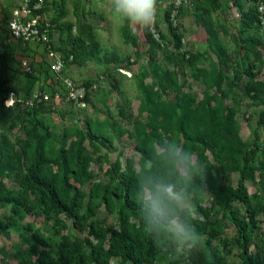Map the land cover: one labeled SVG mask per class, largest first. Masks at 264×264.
Instances as JSON below:
<instances>
[{
  "label": "rangeland",
  "instance_id": "374dc122",
  "mask_svg": "<svg viewBox=\"0 0 264 264\" xmlns=\"http://www.w3.org/2000/svg\"><path fill=\"white\" fill-rule=\"evenodd\" d=\"M167 1L161 0L149 30L153 45L142 28L114 26L98 7L100 0H48V17L62 12L53 32L57 47L70 50L75 45L79 50L59 74L50 71L41 47L12 39L6 23L0 25V53L9 51L0 59V219L7 224L0 231V264H74L62 257L61 245L87 235L64 214L46 213L24 187L42 131L39 123L49 132L45 176L59 180L62 153L75 166L73 155L81 151L88 158L87 175L83 183H73L84 203L91 201L101 226L117 228L120 172L135 180L132 193L154 163L160 178L173 173L162 159V145L168 138L186 145L177 128L184 109L194 111L192 130L215 135L224 131L218 120L233 113L232 147L241 144L253 151L245 185L258 214L249 249L264 250V0H174L168 20ZM0 16L8 17L1 11ZM174 32L180 35L179 48ZM64 77L72 81V90ZM251 82L257 83V95L247 91ZM193 153L207 165L211 183L198 193L193 180V217L201 206L218 219L220 235L212 243L229 263H236L239 238L230 212L239 203L228 204L223 197L225 188L236 186L239 171L220 169L219 157L209 150L197 147ZM201 231L206 239L204 226ZM162 241L164 252L171 249L170 260L159 257L158 262L181 260L185 250L166 229ZM109 262L121 260L111 256Z\"/></svg>",
  "mask_w": 264,
  "mask_h": 264
},
{
  "label": "trees",
  "instance_id": "16d2710c",
  "mask_svg": "<svg viewBox=\"0 0 264 264\" xmlns=\"http://www.w3.org/2000/svg\"><path fill=\"white\" fill-rule=\"evenodd\" d=\"M47 2L48 0H45L44 11H48ZM167 2L168 7L165 11V18L168 20L174 0H168ZM60 16H62V12L49 16V21L53 25L52 32L56 30V24L60 20ZM247 20L243 19V22L247 23ZM66 30L69 33L70 26H67ZM144 32L148 40L154 45L155 40L150 31L144 29ZM173 39L176 47L179 48L181 45L180 35L174 32ZM50 44L62 52L65 65L78 57L79 50L75 45L70 50H67L66 48L57 47L55 42L50 41ZM69 54L73 55L72 61L67 60ZM7 55H9V51H3L0 53V59ZM194 57V55H191L192 59ZM201 72L203 73V70ZM247 91L257 95L259 92L257 83L251 82L247 87ZM7 104H10L9 101H7ZM193 114L194 111L184 109L177 120V128L186 142V145L184 144L183 146L192 152L197 147H201L204 151L214 152L219 157L220 169L225 170L227 173L234 170L239 171L236 186L225 188L223 198L228 204L232 202L239 203L237 207L232 208L230 216L237 229L240 252L238 261L229 263L227 257L218 251L212 241L219 238V221L215 217H210L209 210L200 206L198 207V215L193 217L200 237L197 246L191 251H185L181 255V260L175 261V264H264V250L253 253L249 249L250 237L254 234L253 228L256 226L258 214V210L251 203L245 185V181L251 177V170L247 163L253 151L240 147L241 144L236 148L232 147L231 139L236 138L232 112H228L222 120H218V122L222 123L224 131H219L220 133L217 135L209 131L197 132L192 130L190 122ZM39 125L42 131L39 134L33 157L23 178L24 187L36 196L40 206L46 213L64 214L68 219L73 220L74 225L79 230L87 231V235L84 237L75 238L74 240L66 239L62 243V257L73 261L74 264H110L109 258L111 256L120 258V264H160L158 262L159 257L164 260H170L167 256V253L171 250L169 249L170 247L165 252L163 248L166 247V242L162 241L165 229H159L158 234L154 236H150L144 230L143 216L138 212V206L135 203L136 193H132L135 180L126 171L120 172L119 182L115 191V196L120 202V216L117 228L101 226L100 217L93 209L91 201L88 200L84 203V199L79 195V191L76 189L75 183H73H83L87 175L88 158L81 151H77L73 155L75 166L71 165L69 156H66L64 152L62 153L60 165L62 175L59 180L45 176L44 167L48 162L45 153V142L49 137V132L42 123H39ZM240 150L243 151L242 156L238 155ZM150 175L160 178V171L155 163L150 169ZM166 178L173 179V173ZM193 180L195 184L197 183V192L201 193L204 185H202L200 178L193 176ZM206 184L211 185L208 181ZM3 189L0 186V194ZM72 191H74L73 194L71 193ZM1 201L2 198L0 197V204L2 203ZM261 212L262 222L264 223V208ZM130 218H134L137 223H131ZM6 225L0 219V231L6 228ZM203 226L208 236L206 239H201L203 233L201 228ZM108 233L109 245L108 248H105L104 241ZM32 236L38 243H43L38 237ZM31 248L33 252H36L33 245H31ZM44 253L45 251L42 250L39 255ZM208 256L209 259H207Z\"/></svg>",
  "mask_w": 264,
  "mask_h": 264
},
{
  "label": "clouds",
  "instance_id": "9594fccd",
  "mask_svg": "<svg viewBox=\"0 0 264 264\" xmlns=\"http://www.w3.org/2000/svg\"><path fill=\"white\" fill-rule=\"evenodd\" d=\"M161 0H100L99 8L119 29L151 30ZM162 159L173 172V179L144 175L138 180L135 203L143 216L144 230L150 236L164 228L185 251L196 248L200 239L193 216V176L206 186L208 167L173 138L162 145ZM202 187V186H201ZM204 188V187H202Z\"/></svg>",
  "mask_w": 264,
  "mask_h": 264
},
{
  "label": "built area",
  "instance_id": "2783aa9c",
  "mask_svg": "<svg viewBox=\"0 0 264 264\" xmlns=\"http://www.w3.org/2000/svg\"><path fill=\"white\" fill-rule=\"evenodd\" d=\"M10 14L7 19L0 16V25L4 22L9 30L10 37L29 45L41 46L47 56L49 69L54 74H59L65 67L62 52L51 46L53 39L52 24L49 21L48 12L45 9V0H12ZM260 12L263 5L259 4ZM52 33V35H51ZM45 48V50H44ZM73 55L69 54L68 61H72ZM23 66L26 65L22 61ZM67 89H73V83L68 77L62 78ZM79 87V86H78ZM46 99L47 95H43Z\"/></svg>",
  "mask_w": 264,
  "mask_h": 264
},
{
  "label": "crops",
  "instance_id": "0c3cea01",
  "mask_svg": "<svg viewBox=\"0 0 264 264\" xmlns=\"http://www.w3.org/2000/svg\"><path fill=\"white\" fill-rule=\"evenodd\" d=\"M11 0H0V11L3 12V15H7L9 17V14H10V9H11V6H12V3H11V6L7 9V7L9 6ZM8 13V14H6Z\"/></svg>",
  "mask_w": 264,
  "mask_h": 264
}]
</instances>
